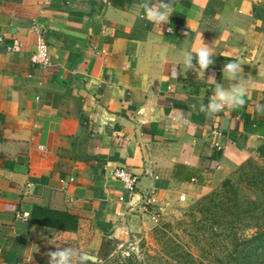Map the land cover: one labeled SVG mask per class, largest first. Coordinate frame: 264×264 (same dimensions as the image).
I'll return each instance as SVG.
<instances>
[{"label": "crops", "instance_id": "obj_1", "mask_svg": "<svg viewBox=\"0 0 264 264\" xmlns=\"http://www.w3.org/2000/svg\"><path fill=\"white\" fill-rule=\"evenodd\" d=\"M142 3L0 0V264L43 262L57 243L97 258L137 214L207 196L264 143V0H172L161 28ZM38 37L44 67L32 62ZM204 44L205 73L171 76ZM229 62L244 67L246 102L207 115ZM179 167L203 183L177 179ZM119 168L137 177L134 196ZM34 204L76 216L78 230L17 218Z\"/></svg>", "mask_w": 264, "mask_h": 264}, {"label": "rangeland", "instance_id": "obj_2", "mask_svg": "<svg viewBox=\"0 0 264 264\" xmlns=\"http://www.w3.org/2000/svg\"><path fill=\"white\" fill-rule=\"evenodd\" d=\"M257 179H264V143L213 191L219 190L223 182L230 181L234 187H240L243 197L254 198L256 192L249 185L255 186ZM201 199L161 208L155 214L156 219L152 215L137 214L138 217L131 220L118 237L103 242L97 262L85 260V264H189L191 257L203 264H220L212 254L216 251L214 248L219 247V241L211 243L210 226L203 228L204 217L194 212L195 204ZM60 247H63L60 243L51 246V252ZM71 248L79 253L76 247ZM216 255L220 257L218 253ZM48 261L49 257L35 264H48ZM73 264H79L78 260Z\"/></svg>", "mask_w": 264, "mask_h": 264}, {"label": "trees", "instance_id": "obj_3", "mask_svg": "<svg viewBox=\"0 0 264 264\" xmlns=\"http://www.w3.org/2000/svg\"><path fill=\"white\" fill-rule=\"evenodd\" d=\"M175 177L184 182L203 183L187 167L177 168ZM254 182L255 186L249 185L256 192L254 198L243 197L240 187L225 181L219 190L212 191L194 206V212L204 217L203 228L210 226L211 243L219 241L212 254L220 264H264V179ZM28 220L33 225L68 233H75L79 226L76 216L37 204L31 206ZM189 264L203 263L191 257Z\"/></svg>", "mask_w": 264, "mask_h": 264}, {"label": "clouds", "instance_id": "obj_4", "mask_svg": "<svg viewBox=\"0 0 264 264\" xmlns=\"http://www.w3.org/2000/svg\"><path fill=\"white\" fill-rule=\"evenodd\" d=\"M142 16L154 25L162 27L169 22L170 17L174 14V4L172 0H143L140 5ZM189 35L185 33V36ZM213 48L203 45L197 51L191 50L183 53V64L186 71L181 68L178 71L176 67L171 70V76L175 78L182 75L188 70L197 71L198 75L210 65L214 64ZM195 61V63H194ZM198 65V67H197ZM223 75L230 81L226 87L224 84L217 82L215 76H209L208 79L216 81L214 92L208 99L207 103L201 102L200 111L207 115H214L222 111L232 110L245 104V97L248 95V78H244V67L239 62H229L223 67ZM256 112L264 115V103H258L255 108ZM48 264H73L78 260L79 264H85L86 257L83 253H78L71 247H60L56 251L48 253Z\"/></svg>", "mask_w": 264, "mask_h": 264}, {"label": "built area", "instance_id": "obj_5", "mask_svg": "<svg viewBox=\"0 0 264 264\" xmlns=\"http://www.w3.org/2000/svg\"><path fill=\"white\" fill-rule=\"evenodd\" d=\"M32 62L36 65H40L41 67L47 66L49 64L48 46L42 37H38L37 39L35 51L32 55ZM214 134L218 135V132H215ZM218 150H220L219 147ZM114 176L126 188L128 195L134 196L136 194L138 179L133 173L124 168H119L115 170ZM73 181L74 179H70V182ZM61 183L64 184V181H61ZM119 200L123 201L124 198L120 197ZM155 216L156 215L153 214L154 219H156ZM17 218L22 221H28L29 213L24 212L22 214H18Z\"/></svg>", "mask_w": 264, "mask_h": 264}, {"label": "water", "instance_id": "obj_6", "mask_svg": "<svg viewBox=\"0 0 264 264\" xmlns=\"http://www.w3.org/2000/svg\"><path fill=\"white\" fill-rule=\"evenodd\" d=\"M84 254V253H83ZM86 257V260L90 261L91 263L97 262V258L91 255L84 254Z\"/></svg>", "mask_w": 264, "mask_h": 264}]
</instances>
